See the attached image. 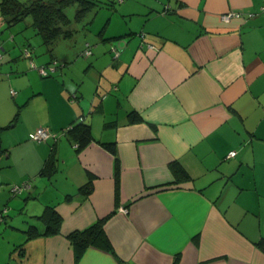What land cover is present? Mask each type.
I'll use <instances>...</instances> for the list:
<instances>
[{
    "label": "crops",
    "instance_id": "crops-1",
    "mask_svg": "<svg viewBox=\"0 0 264 264\" xmlns=\"http://www.w3.org/2000/svg\"><path fill=\"white\" fill-rule=\"evenodd\" d=\"M92 1L87 33L108 16L80 46L0 15V264H264V0ZM100 220L106 243L76 256L67 236Z\"/></svg>",
    "mask_w": 264,
    "mask_h": 264
},
{
    "label": "trees",
    "instance_id": "trees-1",
    "mask_svg": "<svg viewBox=\"0 0 264 264\" xmlns=\"http://www.w3.org/2000/svg\"><path fill=\"white\" fill-rule=\"evenodd\" d=\"M74 5L77 9L71 20L67 17L65 9ZM96 5V2H93L92 0H30L26 3L19 0H0V15L4 19L7 27H13L29 18L31 21L30 27L34 30L35 34L41 39L43 45L50 47L60 38L67 39L72 37L74 32L68 29L71 23L85 21L90 13L94 11ZM88 24H91V21L86 23V25ZM101 34L102 33L99 32L98 36L103 41ZM84 45L85 48L82 52L88 50L92 53L93 45L88 42ZM81 55L84 56L83 54ZM52 62L57 63L59 66L57 69L61 68V64H59L58 61L51 60L50 64ZM41 67L44 68L46 66ZM48 76H50V74ZM68 131L72 134V141L76 144L78 149L85 148L92 141L89 127L85 124L78 123L74 127L70 126V130ZM102 146L109 153H115L113 143L102 144ZM170 167L176 175V181L183 180L184 178L187 179L186 174L182 168L179 167L178 163H173ZM90 190L91 181H88L85 185L79 188V191L86 192L87 194ZM41 218H48L47 233L55 234L58 230L59 218L53 208H47L43 212ZM103 224L104 220H100L86 230L72 232L67 236L76 256H78L85 248L94 245L99 240L106 243ZM256 246L262 253H264V240L257 242Z\"/></svg>",
    "mask_w": 264,
    "mask_h": 264
},
{
    "label": "built area",
    "instance_id": "built-area-1",
    "mask_svg": "<svg viewBox=\"0 0 264 264\" xmlns=\"http://www.w3.org/2000/svg\"><path fill=\"white\" fill-rule=\"evenodd\" d=\"M261 10H264V6L261 7ZM240 14L239 13H227L226 15L223 16V19L225 21H229V19L231 17H239ZM24 57L29 58L30 57V53L27 50H24L23 53ZM82 54L84 56H89L91 53L88 50H85L84 52H82ZM32 65V64H31ZM33 67V65H32ZM59 66L57 65L56 62H52L50 65L46 66V67H40L39 73L41 76L45 77L48 76L49 74L53 73L55 71L56 68H58ZM14 94V92H13ZM70 130V127L65 129L63 131L66 132ZM59 137V134L54 133L52 131H50L48 128H38L36 129L34 132L29 134V140L32 142H45L47 140H52V141H56ZM235 156V152H230L228 154V158H232ZM28 183H23L21 185H12L9 188V191L12 195H17L20 194L23 190H26L28 188ZM2 219V213L0 214V221Z\"/></svg>",
    "mask_w": 264,
    "mask_h": 264
},
{
    "label": "rangeland",
    "instance_id": "rangeland-1",
    "mask_svg": "<svg viewBox=\"0 0 264 264\" xmlns=\"http://www.w3.org/2000/svg\"><path fill=\"white\" fill-rule=\"evenodd\" d=\"M74 12H75V7L74 6H71V7L65 9V13H66L67 17L70 18V19L73 18ZM107 16H108V13L107 14H105V13L101 14L100 15V18H98L96 20L93 28L95 29L96 26L99 25ZM82 26L86 28V26L84 25V23H80L79 24V23L72 22L71 25H70V28L71 27H75L73 29L74 31H76L74 40H78V42H77V45L78 46H80L81 43H82V35L83 34L84 35L86 34L85 35V39H88L87 41L93 40L94 37H95V32H92L94 30L93 28L89 31V33H87ZM98 30H99V28H98ZM15 36H16V39L17 40H19L20 38H22V36L20 35V33L19 34H16ZM86 36H87V38H86ZM31 44H32V46L35 47V42L32 41ZM80 58L83 59V60H85L84 57H80ZM33 60L36 62V58L35 57H33ZM51 75H53V74H50V76ZM9 194H10V192H9ZM3 226H4V224H2V226L0 225V228L2 229Z\"/></svg>",
    "mask_w": 264,
    "mask_h": 264
}]
</instances>
